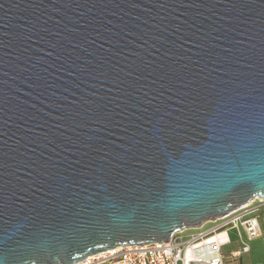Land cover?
<instances>
[{
	"label": "water",
	"instance_id": "water-1",
	"mask_svg": "<svg viewBox=\"0 0 264 264\" xmlns=\"http://www.w3.org/2000/svg\"><path fill=\"white\" fill-rule=\"evenodd\" d=\"M264 199V0H0V264L168 242Z\"/></svg>",
	"mask_w": 264,
	"mask_h": 264
},
{
	"label": "built area",
	"instance_id": "built-area-1",
	"mask_svg": "<svg viewBox=\"0 0 264 264\" xmlns=\"http://www.w3.org/2000/svg\"><path fill=\"white\" fill-rule=\"evenodd\" d=\"M263 210L264 199L255 198L215 219L211 227L192 235L184 236L179 231L165 243L121 246L75 264H225L222 247L231 242L228 231H236L240 244L239 248L230 251V258H240L249 250L247 241L262 234L260 218Z\"/></svg>",
	"mask_w": 264,
	"mask_h": 264
},
{
	"label": "rangeland",
	"instance_id": "rangeland-1",
	"mask_svg": "<svg viewBox=\"0 0 264 264\" xmlns=\"http://www.w3.org/2000/svg\"><path fill=\"white\" fill-rule=\"evenodd\" d=\"M213 224H214V221H206L202 224L201 227L186 228L180 231V233L181 235L189 236L201 230L207 229L211 227ZM260 225H261V230H262L261 236L248 240L247 243L249 246V250L243 253L241 257L237 259L230 258V251L235 250L240 247V244H238L236 231L235 230L228 231L231 242L225 244L222 247V256L225 261V264H249V263H255V262L264 263V210L260 218Z\"/></svg>",
	"mask_w": 264,
	"mask_h": 264
}]
</instances>
